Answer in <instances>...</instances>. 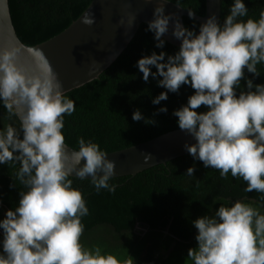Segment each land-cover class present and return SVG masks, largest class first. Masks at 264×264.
<instances>
[{
	"label": "clouds",
	"instance_id": "clouds-1",
	"mask_svg": "<svg viewBox=\"0 0 264 264\" xmlns=\"http://www.w3.org/2000/svg\"><path fill=\"white\" fill-rule=\"evenodd\" d=\"M168 2L158 0L146 30L153 32L156 47L163 48L162 37L171 21V35L181 42L178 51H153L136 62L144 81L150 75L162 77L157 83L167 89L152 103L160 104L169 92L190 85L194 93L173 111L179 128L195 139L186 142L185 149L205 167L219 170L221 177L230 172L242 178L245 192L264 193V83L253 82L261 75L257 65L264 64V9L256 19L248 15L244 0H233L222 23L213 13L197 33L175 13H165ZM188 15L193 18L194 10L189 8ZM93 22L92 16L83 18L85 24ZM25 49L30 66L17 62ZM62 87L39 48L16 45L0 50V105L9 118H19L18 127L13 123L0 127V164H18L10 187L18 180L25 189L20 190L16 207L5 210L0 219V264H131L81 241L82 217L89 209L85 194L70 177L74 173L90 179L97 192H114L117 186L110 181L115 162L97 142L83 136L78 137V149L69 151L62 129L65 114L71 115L76 104ZM201 105L207 110L198 112ZM167 110L161 106L157 111ZM132 119L155 123L139 108ZM150 157L149 153L145 159ZM194 170L195 165L189 166L185 174L194 176ZM192 224L198 243L187 256L193 264H264L261 206L244 199L220 203L214 214Z\"/></svg>",
	"mask_w": 264,
	"mask_h": 264
},
{
	"label": "trees",
	"instance_id": "trees-1",
	"mask_svg": "<svg viewBox=\"0 0 264 264\" xmlns=\"http://www.w3.org/2000/svg\"><path fill=\"white\" fill-rule=\"evenodd\" d=\"M92 0H9L11 14L20 39L33 45L57 35L67 28ZM197 14L206 11V0H172ZM233 0H221L220 23ZM248 15L258 19L264 9V0H244ZM244 17L243 19H246ZM186 27L198 29L199 22L184 16ZM142 23L126 49L98 78L74 88L65 94L75 101V111L65 114L62 132L65 142L78 149V137L92 139L106 151L135 145L162 133L179 128L173 111L187 103L194 93L190 85H182L178 93L169 92L168 99L153 104L152 99L162 91L157 80L149 76L144 81L137 60L153 51L175 54L179 46L167 40L163 48L156 47L154 34ZM167 59V55L165 56ZM260 76L255 83H264V64L257 65ZM152 71H156L152 66ZM246 82L242 79L241 86ZM161 106L167 112H158ZM139 108L145 120H133L132 113ZM201 105L197 111H206ZM7 123L19 126L17 116L8 117L0 105V127ZM195 165L193 175H186L189 166ZM19 165L0 164V218L4 208H15L20 190H25L13 178ZM73 186L85 194L89 214L82 217L85 225L81 241L85 246H100L102 251L115 254L121 261L131 264L155 260L157 264H193L188 249L197 246V229L192 221L205 214L212 215L220 203L244 199L264 209V193L245 192L246 182L229 175L221 177L219 170L205 167L190 155L159 163L135 175H120L111 179L117 187L114 192L101 189L97 192L90 179L71 176ZM141 224L145 231L137 230ZM2 238V235H0Z\"/></svg>",
	"mask_w": 264,
	"mask_h": 264
},
{
	"label": "water",
	"instance_id": "water-1",
	"mask_svg": "<svg viewBox=\"0 0 264 264\" xmlns=\"http://www.w3.org/2000/svg\"><path fill=\"white\" fill-rule=\"evenodd\" d=\"M158 0H92L83 13L67 28L53 37L33 45L24 43L15 28L9 0H0V50L5 47L25 45L39 48L66 92L80 87L100 76L126 49L142 23L153 18V10ZM172 0L165 6V13H175L185 26L184 16L188 9ZM216 14L221 17V0H206V11L193 17L203 23L207 17ZM85 16H92V24L83 23ZM196 32H199V26ZM165 40L180 46V40L164 35ZM30 66L31 57L27 49L21 52L17 61ZM195 143V139L180 128L162 133L144 142L122 149L107 151L108 158L115 162V176L135 175L144 169L166 163L167 161L189 154L185 143ZM69 151L76 150L66 143ZM149 159H145L147 154ZM74 176V173H73ZM90 178V177H89Z\"/></svg>",
	"mask_w": 264,
	"mask_h": 264
},
{
	"label": "rangeland",
	"instance_id": "rangeland-1",
	"mask_svg": "<svg viewBox=\"0 0 264 264\" xmlns=\"http://www.w3.org/2000/svg\"><path fill=\"white\" fill-rule=\"evenodd\" d=\"M5 210H7V208L3 209L0 219H2L4 217ZM261 211L264 212V209L262 208ZM136 228H137V230H140V231H145L147 229V227L142 226L141 224H138L136 226ZM0 231H1L0 233L2 234V230H0Z\"/></svg>",
	"mask_w": 264,
	"mask_h": 264
},
{
	"label": "built area",
	"instance_id": "built-area-1",
	"mask_svg": "<svg viewBox=\"0 0 264 264\" xmlns=\"http://www.w3.org/2000/svg\"><path fill=\"white\" fill-rule=\"evenodd\" d=\"M140 264H157L154 260L142 261Z\"/></svg>",
	"mask_w": 264,
	"mask_h": 264
}]
</instances>
